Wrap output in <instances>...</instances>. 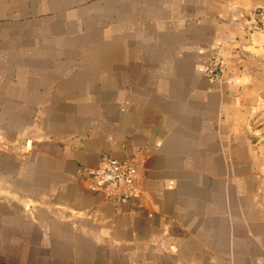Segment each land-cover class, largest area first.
I'll return each mask as SVG.
<instances>
[{"label":"crops","instance_id":"0c3cea01","mask_svg":"<svg viewBox=\"0 0 264 264\" xmlns=\"http://www.w3.org/2000/svg\"><path fill=\"white\" fill-rule=\"evenodd\" d=\"M263 5L0 0V264H264Z\"/></svg>","mask_w":264,"mask_h":264},{"label":"built area","instance_id":"2783aa9c","mask_svg":"<svg viewBox=\"0 0 264 264\" xmlns=\"http://www.w3.org/2000/svg\"><path fill=\"white\" fill-rule=\"evenodd\" d=\"M240 23L248 32L264 33V5L253 9L242 17ZM227 68V60L219 55L205 70L207 76L221 80ZM80 178L87 181L91 190L103 192L116 201L127 200L135 196L139 190L137 168L130 161H123L108 154L94 167L80 168Z\"/></svg>","mask_w":264,"mask_h":264}]
</instances>
